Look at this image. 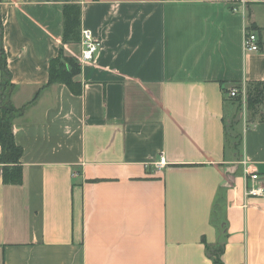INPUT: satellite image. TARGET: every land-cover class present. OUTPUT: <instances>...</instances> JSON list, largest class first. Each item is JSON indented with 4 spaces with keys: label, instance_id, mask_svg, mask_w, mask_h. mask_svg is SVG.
<instances>
[{
    "label": "crops",
    "instance_id": "0c3cea01",
    "mask_svg": "<svg viewBox=\"0 0 264 264\" xmlns=\"http://www.w3.org/2000/svg\"><path fill=\"white\" fill-rule=\"evenodd\" d=\"M68 4L99 45L80 96L43 88L61 48L80 56L62 44ZM0 28L22 149L21 183L0 178V264H212L218 190L221 264H264V196L245 197L264 187V105L241 131L229 97L264 81V0H0ZM247 32L258 52L242 50Z\"/></svg>",
    "mask_w": 264,
    "mask_h": 264
},
{
    "label": "trees",
    "instance_id": "16d2710c",
    "mask_svg": "<svg viewBox=\"0 0 264 264\" xmlns=\"http://www.w3.org/2000/svg\"><path fill=\"white\" fill-rule=\"evenodd\" d=\"M81 8L79 5L68 4L62 6V44H80L81 41ZM0 28V178L4 185H19L21 183L20 158L22 149L18 147L13 139L12 125L20 113V109H15L8 103V95L11 91L10 73L6 66L5 55L1 47ZM81 66L79 62L63 54L62 48L57 56L49 60L48 81L43 88L53 85H63L73 96L82 94L80 83L74 78L79 75ZM239 88V86H236ZM42 88V89H43ZM7 89V90H6ZM246 89V109L250 116L258 114L260 107L264 105V81L248 83ZM6 90V91H5ZM225 91V90H224ZM226 96V94H225ZM224 96V100L226 97ZM231 105L235 114L241 108V99L236 97L231 99ZM261 121L264 120L261 115ZM236 117V116H235ZM235 119V118H234ZM237 122V121H236ZM233 121L228 127L224 126V143L229 146L233 153L239 154V147L242 143V134L234 127ZM237 161L239 156L235 158ZM225 198L222 190H218L210 215V223L217 233V244L213 251L209 246H205V251L212 264H221L220 255L223 252L224 242L227 237V222L225 219Z\"/></svg>",
    "mask_w": 264,
    "mask_h": 264
},
{
    "label": "built area",
    "instance_id": "2783aa9c",
    "mask_svg": "<svg viewBox=\"0 0 264 264\" xmlns=\"http://www.w3.org/2000/svg\"><path fill=\"white\" fill-rule=\"evenodd\" d=\"M232 2H237L241 4L242 6L246 3V0H231ZM81 52L80 56L78 57L79 64L91 62L97 53L99 45L97 42H95L89 32L83 31L81 33ZM242 50L246 53H254L259 51V43L257 36L254 33H245L242 41ZM230 98H236L240 97L243 103H245L246 100V92L244 90L240 91L237 89H232L229 92ZM243 165V173L247 180H249L251 183L258 181V176L255 172H250V166L246 164L245 161L241 163ZM157 168L162 167V163L159 162L156 164ZM264 196V187L260 186H253V185H246L245 187V197H263Z\"/></svg>",
    "mask_w": 264,
    "mask_h": 264
},
{
    "label": "rangeland",
    "instance_id": "374dc122",
    "mask_svg": "<svg viewBox=\"0 0 264 264\" xmlns=\"http://www.w3.org/2000/svg\"><path fill=\"white\" fill-rule=\"evenodd\" d=\"M1 79V78H0ZM1 82V81H0ZM7 90V89H6ZM5 90V91H6ZM245 104V105H244ZM243 104V106H242V110H241V112H242V115H238V125H237V129L238 130H243V128H247V127H250L251 126V124H253V120H251V118H250V112H248L247 110H246V100H245V103ZM229 123L227 122V125H228Z\"/></svg>",
    "mask_w": 264,
    "mask_h": 264
}]
</instances>
